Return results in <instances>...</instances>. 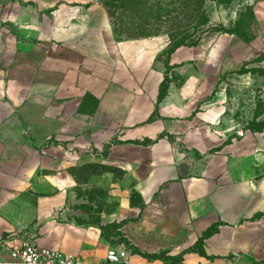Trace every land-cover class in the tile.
Instances as JSON below:
<instances>
[{"label": "crops", "instance_id": "0c3cea01", "mask_svg": "<svg viewBox=\"0 0 264 264\" xmlns=\"http://www.w3.org/2000/svg\"><path fill=\"white\" fill-rule=\"evenodd\" d=\"M170 44L120 35L103 0H0V237L108 264L154 225L133 196L166 192L178 261L131 264H264V128L231 113L225 82L202 96L199 48L168 63Z\"/></svg>", "mask_w": 264, "mask_h": 264}, {"label": "rangeland", "instance_id": "374dc122", "mask_svg": "<svg viewBox=\"0 0 264 264\" xmlns=\"http://www.w3.org/2000/svg\"><path fill=\"white\" fill-rule=\"evenodd\" d=\"M103 1L105 4V0ZM205 9L210 19L208 33L197 45L186 46L200 50L197 64L206 81L201 94L205 97L212 96L225 82L226 88L222 93L230 99L231 113L237 117L244 113L246 128L261 130L264 128V0H228L226 3L207 0ZM121 19L118 21L122 25V31L117 32L124 37H128L127 31L131 26L134 27L131 28L132 31L137 32L136 28L141 25L134 18ZM191 21L181 16L180 20H164L160 27H155L158 28L159 35H166L171 40L168 55L165 56L168 63L175 49L169 30L175 27L182 29ZM163 60L164 57L162 62ZM170 67L168 65L169 70ZM102 171H110V168L89 164L86 175L89 177ZM86 193L94 195L95 191L88 186ZM133 205L140 217L150 219L154 225L150 232L143 231L142 226L134 225L128 234H120L117 243L124 245L130 253H139L152 260L166 259L167 263L175 262L177 258L171 260L167 256L174 241L165 238L160 229L167 211L166 192L157 196L150 204L144 203L135 195ZM196 245L201 250V243Z\"/></svg>", "mask_w": 264, "mask_h": 264}, {"label": "trees", "instance_id": "16d2710c", "mask_svg": "<svg viewBox=\"0 0 264 264\" xmlns=\"http://www.w3.org/2000/svg\"><path fill=\"white\" fill-rule=\"evenodd\" d=\"M216 1L226 3L228 0ZM206 2L207 0H105V6L116 31H122V25L118 21L122 20L121 18L130 17L140 22L141 25L136 28L137 32L132 31L133 26L128 29V38L159 35L158 28L155 27H160L164 20H180L181 16L192 20L182 29L175 27L169 30L176 49L181 46H195L208 33L210 19L205 9ZM213 232L209 231L205 237Z\"/></svg>", "mask_w": 264, "mask_h": 264}, {"label": "built area", "instance_id": "2783aa9c", "mask_svg": "<svg viewBox=\"0 0 264 264\" xmlns=\"http://www.w3.org/2000/svg\"><path fill=\"white\" fill-rule=\"evenodd\" d=\"M237 134L244 136V130L240 129ZM106 260L108 264H131L130 254L124 247L109 249ZM0 264H84V262L77 256L41 247L31 238L22 240L18 246H13L8 243V238L0 237ZM229 264H235V261Z\"/></svg>", "mask_w": 264, "mask_h": 264}]
</instances>
